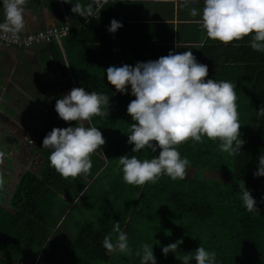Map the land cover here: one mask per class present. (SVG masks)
<instances>
[{"label":"trees","instance_id":"trees-1","mask_svg":"<svg viewBox=\"0 0 264 264\" xmlns=\"http://www.w3.org/2000/svg\"><path fill=\"white\" fill-rule=\"evenodd\" d=\"M112 19L116 18L109 17L102 8L98 19L73 28L63 40L67 56V63H62L63 78L50 81L54 91L44 98L43 107L47 109L44 118L39 126L29 128L36 137L31 152L38 162L35 168L18 173L16 182L9 180L0 186V264H18L21 260L29 264H110L114 253L107 254L102 247L104 235L116 221L125 232L127 224L135 220L140 225L143 221L154 223L158 235V238L154 236L157 264H181L176 255L192 252L200 244L216 253L217 264H264V177L253 176L258 156L264 153V119H256V111L264 105V53L250 48L249 37L228 45L209 38L210 44L199 48L196 58L208 66L205 79L227 80L236 86L238 113L246 116L250 114L249 104L255 105L253 126L243 138L241 153L232 157L235 178L231 185L203 179L206 169L220 170L223 176L227 174L218 141L206 138L203 143L194 144L189 140L178 146L181 157L191 162L184 179L172 180L162 175L156 183L129 185L122 180L117 158L129 154L150 159L156 154L150 150L131 153L133 145L128 144L127 134L134 121L127 114V106L135 97L116 92L107 82L105 70L113 65L134 66L175 51L173 46L158 45L155 33L145 23L120 21L123 26L114 34L109 33L107 28ZM215 50L219 52L218 58L211 56ZM73 87L110 96L108 115L93 116L90 122H83L86 127H98L102 133L107 165L104 162L94 174L105 171L109 178L99 179L102 172L96 177L98 184H104V188L97 185L104 190L99 207L86 204L92 210H87L92 212L90 219L67 237L60 230L67 218L65 215L85 200L89 183L84 174L74 178L59 175L49 166L50 150L41 146L43 138L54 127L79 123L65 122L55 111L56 100ZM194 170H199L201 175L194 176ZM240 180L256 200L258 214L249 213L243 207L237 186ZM7 198L10 200L6 206L3 203ZM181 238L183 243L176 255L162 254V246ZM149 241L151 244L152 239ZM138 244L135 241L132 245ZM130 264H140V257Z\"/></svg>","mask_w":264,"mask_h":264},{"label":"clouds","instance_id":"clouds-1","mask_svg":"<svg viewBox=\"0 0 264 264\" xmlns=\"http://www.w3.org/2000/svg\"><path fill=\"white\" fill-rule=\"evenodd\" d=\"M65 2L70 3L71 12L84 18L85 22L89 17H96L98 0ZM181 2L185 6L192 5L189 13L192 17H199L195 22L207 38L228 45L249 37L250 48L264 53V0ZM25 3L26 0H0V38L6 37L9 43L20 42L22 34L28 31ZM198 4H202V8L194 6ZM122 26L120 21L112 19L107 31L114 34ZM105 76L116 92L135 97L127 106V114L134 121L127 134L128 144L133 145L131 153L150 150L156 154L150 159L129 154L117 158L126 184L156 183L162 175L172 180L184 179L191 162L187 157H181L178 146L189 140L195 144L203 143L206 138L218 141L220 152L228 156L241 153L245 141L239 132L236 86L227 80L205 79L208 66L199 63L192 51H170L168 55L137 62L134 66H109ZM109 101V95L87 91L84 87H73L56 100L55 111L60 119L79 122L75 126L54 127L42 140L41 147L50 150L49 166L62 177L88 174L92 167L90 156L97 149L102 151L105 140L98 127H86L83 122H90L93 116L108 115ZM256 119H264V105L256 111ZM3 155L0 152V156ZM253 176L264 177V153L258 156ZM237 186L245 210L258 214L257 202L244 181L240 180ZM182 243L181 238L162 246V254L167 256L171 252L176 255ZM102 247L107 254L127 255L132 252L128 235L121 229L119 221L114 222L111 231L104 235ZM135 254L140 257V264H157L152 244L143 243ZM176 258L181 264H217L216 253L201 244L194 251L176 255ZM22 262L29 264L25 260L18 264Z\"/></svg>","mask_w":264,"mask_h":264},{"label":"crops","instance_id":"crops-1","mask_svg":"<svg viewBox=\"0 0 264 264\" xmlns=\"http://www.w3.org/2000/svg\"><path fill=\"white\" fill-rule=\"evenodd\" d=\"M98 3L102 4V8L105 9V12L107 11L109 17L112 16L121 22L148 24L152 34L154 32L156 35V43L163 46H173L175 52L190 50L197 58L199 48L210 44L209 38L195 22L199 17H192L189 13V8L192 5L185 6L181 0H98ZM194 6L198 9L202 8V4ZM71 7L72 5L65 0H26L24 8L28 31L23 34L34 33L50 27H59L64 24H68L72 30L80 26L84 27V24L89 21L85 22L84 18L72 13ZM64 39L60 42H54L57 45H51L52 43L35 45L29 50L18 47L5 48L0 45V121L4 123V111L11 116L15 115V120L22 114L17 109L21 103L17 100V94L22 92L29 95L26 93V86L34 77L41 76L42 80L39 81L45 80L47 86L50 85V81L52 83V81H59L63 78L62 63H67L66 51L63 46ZM211 56L218 58L219 52L215 50ZM31 62H34L37 68L35 73L31 68ZM54 76L57 77L56 80L52 79ZM36 91L34 87V93H37ZM41 100L44 101L43 98ZM249 109L250 114L246 116L238 113L241 127H246L242 139L249 134L254 123V102L249 104ZM242 122L248 124H242ZM5 123L10 124L12 122L6 120ZM222 154L224 156V153ZM208 171L214 176L223 177L220 170L213 169L204 170L202 176L205 177ZM223 184H229V182H223Z\"/></svg>","mask_w":264,"mask_h":264},{"label":"rangeland","instance_id":"rangeland-1","mask_svg":"<svg viewBox=\"0 0 264 264\" xmlns=\"http://www.w3.org/2000/svg\"><path fill=\"white\" fill-rule=\"evenodd\" d=\"M101 8H102V4H101ZM101 8L99 9V12ZM90 20L91 19L88 18V21ZM84 25H86V23ZM38 64L40 66L39 61ZM31 68H33V71L35 73L37 68L35 67L34 62H31ZM33 79L32 81H30L29 85L26 86L27 88L26 93H28L30 96L22 92L20 94L19 93L17 94V100L21 101L19 108L17 109L22 114L19 117H16L15 120V115H13L14 116L13 117L8 112L4 111L5 114L4 123L0 121V135H2L0 136V147H1L0 152L4 153L3 155L4 157L0 156L2 157L0 160V181L2 182H9V180H14L16 182L18 178V173L19 174L23 173L24 170H26V168L29 167L35 168L34 164L38 162L37 156L31 152L32 143L36 141V137L32 136L33 131H31V129L29 130V128L31 127V125L32 126L34 125L35 127L39 126L40 124L39 122L44 118L47 109L43 107L44 101H42L41 99L42 98L44 99L46 94L48 93L52 94L54 91V86L52 85L47 86L45 80L40 82L39 80L41 79V76L34 77ZM52 79L56 80L57 77L54 76ZM34 87L37 90L36 91L37 93H34ZM26 103L29 104L26 105ZM33 104L34 106H32ZM6 120L8 121L11 120L12 122L11 124L13 126L5 123ZM242 124H248V123L242 122ZM245 129L246 127H240L239 129L240 137L243 136ZM13 138H15V140ZM4 140H6L7 142H4ZM11 140H13L15 143H10L9 141ZM16 143L18 144L16 145ZM105 148L106 147L102 145L101 146L102 151H100V149H97L90 156L92 160V167L89 170L88 174L86 175L84 174V178L89 183V186L87 188H89L90 191L88 192L85 200L81 201L79 206H76L77 209L75 211L69 212L68 214L66 213L65 216H67V218L64 220V223L60 228V230L61 232L63 231V233H65L67 237L71 236L73 233H76L78 228H80L81 225H83L90 219L88 218V216L90 217L92 215V212L89 211L92 210L87 209L86 204L90 203L96 205L97 207L100 204L99 202L102 200V193L104 192V190H101L97 185H101V188H104V184L103 183L98 184V182L95 181L96 177L102 171H99L97 175H95L94 173L96 170L101 168V165H103L104 162H105L104 165H107V156H106L107 154ZM224 159L226 163L225 172L227 174H225V176L223 177H220V176H214L208 171L205 174V177H203L206 181H218L221 183L229 182V185L232 184L233 178H235L234 162L232 161V156H228L227 153H224ZM192 174L194 176H200L201 172L199 170H194ZM220 174L224 175V172H220ZM90 175H93L94 177L91 178ZM228 177L229 179H227ZM108 178L109 176H106V172L103 171L99 179L106 180ZM11 183H13V181H11ZM92 183L93 185H91ZM1 185L2 184H0V186ZM9 200L10 199L7 198L6 201L3 203V205L6 206L7 204L9 205ZM126 228L127 229H125V232L128 235V241L132 249V252L127 255L123 253H114L113 254L114 257L110 262V264H130V262H134L135 258L138 256L135 254L136 251L140 248V246L143 243H149L150 239H152L151 244L153 245V252H155L154 247L157 245L155 241H157L156 238H158V235H156L155 233L156 227L154 223L149 224V223H144L143 221L142 225H140V222L135 220L132 221L131 223H128ZM154 236L156 238H154ZM135 241L139 242L137 246L132 245L133 243H135ZM21 264H26V263L22 262Z\"/></svg>","mask_w":264,"mask_h":264},{"label":"built area","instance_id":"built-area-1","mask_svg":"<svg viewBox=\"0 0 264 264\" xmlns=\"http://www.w3.org/2000/svg\"><path fill=\"white\" fill-rule=\"evenodd\" d=\"M101 8V4H97L96 7V17H89L90 19H97L98 12ZM72 31V28L68 24H64L62 26L57 27H50L44 30H40L34 33L29 34H22V40L20 42L9 43L7 38H0V45L4 46L5 48H23V49H30L35 45L41 44H51L54 42H60L63 38H66ZM31 37V39H28Z\"/></svg>","mask_w":264,"mask_h":264}]
</instances>
